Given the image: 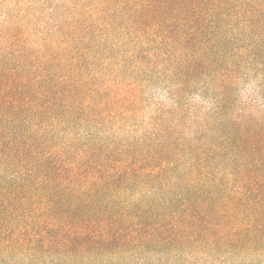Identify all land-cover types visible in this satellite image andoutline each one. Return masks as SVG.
Instances as JSON below:
<instances>
[{
  "label": "trees",
  "instance_id": "16d2710c",
  "mask_svg": "<svg viewBox=\"0 0 264 264\" xmlns=\"http://www.w3.org/2000/svg\"><path fill=\"white\" fill-rule=\"evenodd\" d=\"M0 264H264V0H0Z\"/></svg>",
  "mask_w": 264,
  "mask_h": 264
}]
</instances>
